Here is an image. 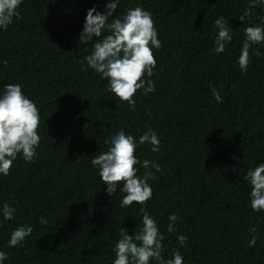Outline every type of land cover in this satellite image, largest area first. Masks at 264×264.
<instances>
[{
	"label": "trees",
	"instance_id": "1",
	"mask_svg": "<svg viewBox=\"0 0 264 264\" xmlns=\"http://www.w3.org/2000/svg\"><path fill=\"white\" fill-rule=\"evenodd\" d=\"M110 2L22 0L21 18L0 29V95L9 83L21 85L40 110L41 136L32 162L18 154L10 174H0V251L8 256L2 264H113L120 229L134 235L142 226L141 207L164 236L165 260L178 250L184 264H264V212L252 210L243 179L264 164V43L250 48L247 72L238 63L245 29L264 27V4L242 22L251 0H119L109 23L140 6L151 13L162 44L153 49L154 75L145 77L156 90L147 96L140 90L133 111L84 59L109 33L79 40L88 10L103 13ZM221 16L233 32L217 54ZM149 129L160 139L158 153L139 145ZM121 130L136 139L141 162L161 167L148 181L153 196L146 205L120 207L123 185L109 196L91 164ZM5 203L16 209L11 221L3 218ZM171 214L178 216L173 233ZM24 225L32 234L9 247L11 233ZM253 235L258 239L249 247Z\"/></svg>",
	"mask_w": 264,
	"mask_h": 264
},
{
	"label": "clouds",
	"instance_id": "2",
	"mask_svg": "<svg viewBox=\"0 0 264 264\" xmlns=\"http://www.w3.org/2000/svg\"><path fill=\"white\" fill-rule=\"evenodd\" d=\"M22 0H0V29L7 31L13 24L14 18H21L18 9ZM258 4H264V0H251L248 10L239 17L242 22L252 15L251 9ZM119 5V0L107 4L103 13L95 8L88 10L83 31L80 34V43L87 44L93 38H100L103 32L109 34L102 39H97L92 44L93 52L87 55V67L100 75L101 79L108 81V90L120 101L126 102L131 110H135V96L143 90L144 95L154 93L155 82L145 77H152L157 61L153 49L162 47L158 39V31L155 21L149 11L142 7L128 9L127 12L109 23V18ZM218 35L215 40L214 51L217 54L225 51L226 45L232 41L233 30L229 21L223 16L215 22ZM244 40L239 57V67L242 72H247L252 45L264 43V27L254 26L245 29ZM256 55H260L259 50ZM6 64L7 61H4ZM217 102L222 98L215 87L211 89ZM150 115V113H148ZM40 110L36 104L26 97L21 85L9 83L0 95V174H10L13 161L18 154H22L25 162H32L37 156V148L41 142L39 135ZM109 148L91 160L93 167L99 169V176L107 185L106 192L109 196L115 195L117 188L125 195L119 202L120 207H128L134 203L146 205L152 199L153 190L148 181L155 179V173L161 171L158 163L150 160H139L136 156L138 147L136 139L132 135H126L123 130L117 132L106 140ZM151 145V151L158 153L162 147L157 133L149 129L139 138V145ZM145 171L143 176L138 175V167ZM154 169V171H153ZM249 181L251 208L255 212H264V164L249 170L243 178ZM142 226L139 232L129 235L127 230L120 229V238L113 249L115 259L113 264H150L152 260L158 264H184V258L177 250L172 253V258L165 260L162 256L164 236L155 219L141 207ZM16 209L7 203L3 205L4 220L11 221ZM176 214L169 216L170 223L167 226L169 233L176 232ZM40 222L47 224V220L41 217ZM252 233L256 228L250 229ZM33 232L30 225L17 227L10 236L9 247L21 245ZM180 245L186 246L187 237H177ZM258 237L253 235L249 241V247H254ZM8 259V256L0 251V264Z\"/></svg>",
	"mask_w": 264,
	"mask_h": 264
}]
</instances>
